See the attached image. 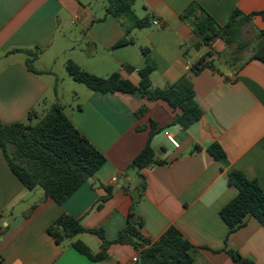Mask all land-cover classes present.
<instances>
[{
    "label": "crops",
    "instance_id": "obj_1",
    "mask_svg": "<svg viewBox=\"0 0 264 264\" xmlns=\"http://www.w3.org/2000/svg\"><path fill=\"white\" fill-rule=\"evenodd\" d=\"M193 3L219 25L236 9L243 14L264 12V0H136V16L148 15L149 25L130 32L132 43L115 47L124 32L115 17L104 16V0H0V123H21L29 112H43L45 105L58 103L105 157L91 178L57 204L39 188L25 189L0 149L2 264H138V259L133 261L138 252L130 245L112 243L105 261H91L70 243L80 240L96 253L101 241L95 234L81 233L57 244L46 230L67 214L113 241L127 224L138 184L136 171L128 166L150 133L156 159L166 163L140 171L145 191L133 212L142 220L144 238L153 243L175 227L192 245L190 264H234L228 251L252 264H264V224L247 217L242 226L229 232L219 215L237 194L228 183L230 171L241 172L264 191V63L251 59L238 68L244 61L235 66L226 62L223 68L216 65L213 71L190 73L198 57L219 45L217 40L209 47L193 48L196 38L181 19ZM253 22L264 29L260 17L255 16ZM78 48L79 55L69 57L64 65L72 61L99 77L119 72L133 83L145 64L141 49L147 48L156 63L152 86L161 88L186 75L203 115L183 128L162 101L87 88L71 93L70 101L78 100L74 106L60 103L57 95L49 97L50 79L33 66L29 70L26 61L32 59V65L56 77L49 61ZM123 65L135 71L127 73ZM34 117H39L38 112ZM215 142L225 153L224 167L207 151ZM105 187L111 195L97 208Z\"/></svg>",
    "mask_w": 264,
    "mask_h": 264
},
{
    "label": "trees",
    "instance_id": "obj_2",
    "mask_svg": "<svg viewBox=\"0 0 264 264\" xmlns=\"http://www.w3.org/2000/svg\"><path fill=\"white\" fill-rule=\"evenodd\" d=\"M135 1L104 0V16L115 17L124 32V36L115 44V47L132 43L133 40L129 37L130 32L149 25L148 15L143 18L136 16L133 10ZM255 16L264 21V12L243 14L236 9L224 25H219L200 6L193 3L184 11L181 19L186 21L192 29L196 38L193 44L195 50L209 47L219 40L225 47L232 45L236 47L231 56L235 60L238 54L249 46L243 38L244 28ZM258 37L260 42L252 47L250 57L238 68L251 59L264 63V29L258 32ZM141 54L145 64L137 71L136 83L122 77L119 72H114L107 77L96 76L84 71L72 61H67L65 68L72 80L83 84L91 91L122 92L143 96L151 101H162L174 111V121L181 127L188 128L197 122L203 112L195 100L189 78L183 75L164 87H153L150 77L156 70V63L150 57L147 48L141 49ZM215 59L213 52H206L191 64L190 73L197 75L202 71L215 70ZM31 63L32 59L26 61L29 70H32ZM229 63L236 65L234 61ZM123 68L127 73L135 71L129 65H123ZM34 116L36 112L31 111L28 119ZM151 135L152 133L145 146L128 166V169L136 171L138 184L131 196L132 204L127 224L119 231L117 237L113 241H108L101 230L86 229L78 220L62 214L46 230L55 243L60 244L76 235L89 232L95 234L101 241L98 252L92 253L80 240L71 242L70 247L91 261H105L107 247L112 243H118L130 245L138 252V264L191 263L192 245L175 227H169L157 241L149 243L141 233L142 220L133 212V206L143 197L145 191V182L140 171L166 163L156 159L150 145ZM197 148L195 146V149ZM0 149L9 169L25 189L31 191L39 188L45 197L51 198L57 204H62L84 181L91 178L105 161L104 155L77 130L64 113L63 106L58 103H54L34 125L0 123ZM207 151L221 166L227 165L225 153L218 143L210 144ZM227 179L228 183L237 189L235 197L219 212L221 219L229 227V232L242 226L247 217H252L260 224H264V191L257 182L247 179L244 174L235 170L228 173ZM104 190L106 194L96 203L97 208L111 195L110 188L105 187ZM227 253L234 264H252L235 251Z\"/></svg>",
    "mask_w": 264,
    "mask_h": 264
},
{
    "label": "rangeland",
    "instance_id": "obj_3",
    "mask_svg": "<svg viewBox=\"0 0 264 264\" xmlns=\"http://www.w3.org/2000/svg\"><path fill=\"white\" fill-rule=\"evenodd\" d=\"M260 30L261 29L259 28V26L256 25L253 22V20L245 25L243 38L249 43V46L246 50L240 52L235 60L231 56H232L233 51L236 50V47L234 45L230 47H225L224 44L218 40L217 42L219 44L218 45L219 47L215 46L211 50V52H213L215 55V58H216L215 63L217 67L223 68L224 67L223 63L231 62V61H234L236 62L235 64L239 65L240 63L248 59L251 55L252 47L260 42V39L258 37V32ZM77 54L79 55V48L73 50L71 53H67L64 57H60L59 59L49 61L48 63L49 70L55 74L57 79H55L56 77H52L51 75H48L46 72H43L39 66L35 64L32 65L36 70L39 71L41 76H43L44 78H47L48 81L50 79L49 83H51V85L54 86V88L53 86L51 88L49 97L54 98V96L57 95L60 103H63V104L66 103L72 106H74L78 102V100H74L73 102H71L69 99V97H71V93L73 91L79 92L83 89L86 90V87L83 84L72 80V78L67 73V70L64 65L65 61L69 57H77L78 56ZM48 107L50 106L45 105L43 112H40L36 109L39 114L38 118H35V117H32L31 119L26 118L21 123L25 125L36 124L39 121V119L42 117V115H44V113L47 111V109H49ZM65 107H66L65 111H68L67 110L68 106L66 105Z\"/></svg>",
    "mask_w": 264,
    "mask_h": 264
},
{
    "label": "built area",
    "instance_id": "obj_4",
    "mask_svg": "<svg viewBox=\"0 0 264 264\" xmlns=\"http://www.w3.org/2000/svg\"><path fill=\"white\" fill-rule=\"evenodd\" d=\"M153 25H155V26H159L160 24H159V22H157V21H153ZM167 140H168L173 146H175V147L178 146V143L175 141V139H174L172 136L167 135ZM137 259H138V255H137L135 258H133V261H137ZM0 264H2V258H1V256H0Z\"/></svg>",
    "mask_w": 264,
    "mask_h": 264
}]
</instances>
